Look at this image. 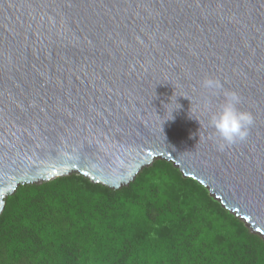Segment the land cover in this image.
<instances>
[{"label":"water","instance_id":"1","mask_svg":"<svg viewBox=\"0 0 264 264\" xmlns=\"http://www.w3.org/2000/svg\"><path fill=\"white\" fill-rule=\"evenodd\" d=\"M205 78L254 114L246 142L218 150ZM156 160L264 240V0H0V215L19 186L117 191Z\"/></svg>","mask_w":264,"mask_h":264},{"label":"trees","instance_id":"2","mask_svg":"<svg viewBox=\"0 0 264 264\" xmlns=\"http://www.w3.org/2000/svg\"><path fill=\"white\" fill-rule=\"evenodd\" d=\"M0 264H264V240L156 160L117 191L78 174L19 186L0 215Z\"/></svg>","mask_w":264,"mask_h":264},{"label":"clouds","instance_id":"3","mask_svg":"<svg viewBox=\"0 0 264 264\" xmlns=\"http://www.w3.org/2000/svg\"><path fill=\"white\" fill-rule=\"evenodd\" d=\"M202 87L212 94L222 93L224 100L219 108L211 114L209 127L214 132L219 151L247 141L255 124V116L251 111L241 110V97L234 90H225L220 80L205 78ZM208 109V103L205 104Z\"/></svg>","mask_w":264,"mask_h":264}]
</instances>
